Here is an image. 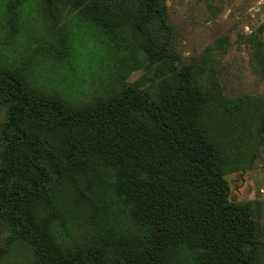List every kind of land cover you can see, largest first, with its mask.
<instances>
[{
  "label": "trees",
  "instance_id": "trees-1",
  "mask_svg": "<svg viewBox=\"0 0 264 264\" xmlns=\"http://www.w3.org/2000/svg\"><path fill=\"white\" fill-rule=\"evenodd\" d=\"M34 20L58 64L69 22L96 28L113 69L100 60L110 86L71 102L0 68V264H264L259 202L227 180L264 156V97L184 64L165 0H34Z\"/></svg>",
  "mask_w": 264,
  "mask_h": 264
},
{
  "label": "rangeland",
  "instance_id": "rangeland-1",
  "mask_svg": "<svg viewBox=\"0 0 264 264\" xmlns=\"http://www.w3.org/2000/svg\"><path fill=\"white\" fill-rule=\"evenodd\" d=\"M16 3L0 0V68L26 66L28 78L41 87V92L47 96L63 95L71 102L96 94L97 79L110 86L107 71L104 74L97 71L100 60L104 58L108 63V57L96 28H90L82 20L69 22L64 47L72 54L58 64L48 51L55 40L48 36L43 20H34V0ZM165 3L174 49L184 64L201 66L202 56L226 96L264 97V79L259 77V66L250 59L251 37L260 39L264 55V0H165ZM222 38L229 41L224 52L216 48ZM108 66V70L113 69L112 62ZM141 74L133 73L129 81H135ZM227 180L232 201L259 202L264 230V156L253 168L232 173Z\"/></svg>",
  "mask_w": 264,
  "mask_h": 264
}]
</instances>
